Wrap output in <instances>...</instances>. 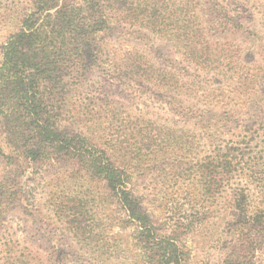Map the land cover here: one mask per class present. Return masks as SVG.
Instances as JSON below:
<instances>
[{
  "label": "trees",
  "instance_id": "trees-1",
  "mask_svg": "<svg viewBox=\"0 0 264 264\" xmlns=\"http://www.w3.org/2000/svg\"><path fill=\"white\" fill-rule=\"evenodd\" d=\"M156 3L137 11L123 0H32L1 48L0 158L8 166L16 158L46 167L70 165L75 177L102 183L122 210L135 264H184L189 255L184 233L200 221L195 216L186 224L158 220L134 188L121 123L102 103L75 101L95 70L113 87L173 91L170 99L163 97L169 110L206 134L210 150L200 173L209 191L214 187L223 195L222 211L238 233L236 247L264 246V103L245 100L250 94L236 88L241 76L232 88L239 93L236 104L209 103L204 73L167 71L157 68L150 55L125 53L126 21H146L144 27L151 30ZM189 16L187 38L176 39L177 45L186 41L183 61L189 68L201 64L204 54L210 56V26L227 35L245 25L244 17L220 0H205L200 9L191 6ZM11 174L1 180L0 216L17 199L9 185L17 174ZM75 225L74 230L81 229L80 221ZM20 244L19 238L0 234V264H45L40 252Z\"/></svg>",
  "mask_w": 264,
  "mask_h": 264
},
{
  "label": "rangeland",
  "instance_id": "rangeland-1",
  "mask_svg": "<svg viewBox=\"0 0 264 264\" xmlns=\"http://www.w3.org/2000/svg\"><path fill=\"white\" fill-rule=\"evenodd\" d=\"M123 1L137 11L152 4V0ZM204 1L157 0L152 31L144 27L146 21L129 18L122 42L125 53L150 55L157 68L167 71L204 73L209 103L236 104L239 93L232 91L236 76H241L236 88L250 94L245 100L264 103V0H220L244 17V29L225 35L221 27L210 26V56L204 54L202 65L193 63L189 68L183 61L186 41L177 45L176 39L187 38L190 8H203ZM31 6L32 0H0V56L2 44ZM96 72L75 101L102 103L108 116L121 123L128 163L135 170L134 188L147 207L158 220L186 224L195 216L200 221L184 233L189 249L184 264H264L261 243H255L253 250L236 247L238 233L222 211L223 195L214 187L209 191L207 178L200 173L210 150L206 134L169 110L164 98L173 97V91L113 87ZM10 173L17 174L9 182L17 199L0 216V234L19 238L20 246L40 252L45 264H135L136 254L125 242L122 210L102 183L75 177L70 165L46 167L16 158L8 166L0 158V184ZM76 220L81 227L77 231Z\"/></svg>",
  "mask_w": 264,
  "mask_h": 264
}]
</instances>
